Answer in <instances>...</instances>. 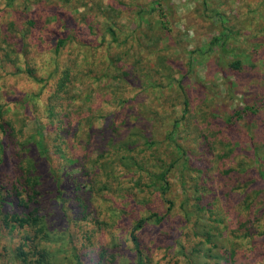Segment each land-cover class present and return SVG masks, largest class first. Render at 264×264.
<instances>
[{
  "label": "rangeland",
  "instance_id": "374dc122",
  "mask_svg": "<svg viewBox=\"0 0 264 264\" xmlns=\"http://www.w3.org/2000/svg\"><path fill=\"white\" fill-rule=\"evenodd\" d=\"M263 1L0 0V123L6 131L0 132V264H38L24 237H35L44 221L46 231L59 236L48 245L36 235L49 264H76L74 255L82 264H136L137 256L139 264H264V161L258 166L252 160L245 140L230 154L229 145L225 150L218 143L222 117L245 105L254 111L250 132L264 133ZM212 11L222 13L231 30L227 48L233 51L223 56L224 65L217 48L207 47L224 25ZM159 12L162 26L155 22ZM53 34L65 38L57 53ZM231 54L253 67L229 68ZM56 64L60 70L51 72ZM25 67L36 80L25 76ZM63 67L77 78L66 80ZM58 89L73 95L66 102L70 128L61 132L57 123L47 124L46 113L50 94L60 97ZM183 97L188 110L182 113ZM36 115L46 125L43 155L31 142ZM85 116L95 121L78 119ZM174 122L176 130L166 138ZM241 123L231 130L234 138L244 130ZM88 128L96 134L87 141ZM143 137L155 141L158 155L144 150ZM63 144L73 164L56 150ZM123 147L133 149L125 153ZM134 152V160L123 158ZM20 161L37 165L32 175L40 183L28 209H37L40 223L10 230L5 221L21 211L12 188ZM132 161L143 162L147 172ZM170 162L162 194L154 175ZM238 162L244 172L235 170ZM51 169L60 170V201ZM78 181L89 186L76 191ZM92 185L99 187L95 194L86 192Z\"/></svg>",
  "mask_w": 264,
  "mask_h": 264
},
{
  "label": "trees",
  "instance_id": "16d2710c",
  "mask_svg": "<svg viewBox=\"0 0 264 264\" xmlns=\"http://www.w3.org/2000/svg\"><path fill=\"white\" fill-rule=\"evenodd\" d=\"M255 6H256L255 9H258L257 5H255ZM212 12L219 16L220 21H222L221 24H224V25L221 26V31L218 33V35H216V36H214V37H212L210 39V41L207 44V47H209V48L216 47L217 48L218 53H219L218 54L219 55L218 64L219 65H224L225 64V60L223 58L227 54H229V53H231L233 51L232 48H227V39H228L229 35L231 34V30H230V27H227L225 25L227 20L224 18V15L222 13H220L219 11H212ZM139 14H142V11ZM163 17H164V15L161 12H159V19L155 20V22L157 23L158 26L159 25L160 26L163 25V21H162ZM259 17L260 16H258V18ZM139 18L143 19L141 16ZM27 24L32 25V21H28ZM87 27H89V26H87ZM107 31H105V32H107ZM108 33L111 35V38L115 41L116 38L114 37V32H112V29L109 28ZM259 33H261V32L259 31ZM53 35H54V38H55V45H54L53 48H54V52L57 53V52H59L60 45L64 42L63 40H65V38H60L58 35L56 36L55 34H53ZM256 38L260 39L261 37H256ZM77 43H78L79 46H84L85 45V43L82 44L81 40H78ZM258 43H260V41H258ZM261 43H263V41H261ZM230 58H231L230 61H228V62L226 61V62L228 63L229 68H231L233 70L239 71L241 69V67H244V66L245 67H249V68L253 67V65L251 64V62L249 60H247V62L246 61L243 62L242 59H240L236 55L234 56L233 54H231ZM115 60L119 61V59L117 57H115ZM260 62L263 63L262 60H260ZM56 68L60 70V66L56 64L55 67L53 69H51L50 71L53 72ZM64 68L65 67H63L62 71H64V73H63L64 78L67 77L66 80L72 82L74 80V77L77 78L76 75L71 74L69 72V70H66ZM23 73L25 74V76L28 79L36 80V78H37L36 74L34 73V71L32 69L27 68V67H25ZM37 80L40 81V79H37ZM58 84H59V86L61 88L62 84L60 85V82ZM96 89L98 90L97 86H96ZM58 90L60 91V97H62V98H60L57 95L56 91L53 92L52 94H50L51 95L50 96V105L47 107L46 113H47V118H48L47 124H49V126L51 127L54 123H57V126L60 127V132H61L63 130L66 131L65 128H70V121L67 120L66 118L69 117L71 109L69 110L68 103H66V102H68L70 100V97L71 96L73 97V95L68 96V91L61 90V89H58ZM93 93L94 92L92 91V94ZM90 95H91V90L88 93H85L83 98L90 97ZM35 98H38V100H41L42 97H35ZM60 99L64 100V102H65L64 106L59 103ZM251 106L252 105H245L241 109H236V110L233 109V111L228 113L225 116V118L222 117V119H221L222 121L221 122H222V125H223V128H224V134H223V138L219 139L218 143H220L223 146L224 149H225V146L229 145L230 146V150H227V154H230L233 151L238 150L239 147L237 145H238L239 140H241V139L243 141L245 140V142L247 143V146L250 149L252 160L253 161H257V165L261 166V165H263V161H264V157H262L263 154H264V151L263 150L259 151V148H260L259 144H261V143L264 144V133H263V135H258V133L250 132L249 117H250V115L254 114V111L252 110ZM186 110H188V101H187V99L185 97H183L182 98L181 111L183 113V112H186ZM244 118H246L245 125H244V122L241 123V121H243ZM78 119L80 121H85V123L87 125H89V123L91 124V121H95V118L93 116H91V117L89 116L88 118L85 116L82 119H80V118H78ZM34 122L36 123L35 125H36V129L38 131H37V133L35 135L31 136V140H32L31 142L35 146V148L39 151V153H41L43 155L44 151L46 152L47 149H48L46 147V144L43 143V136H42V131H44L43 129L45 128L46 125L39 121V118L37 117V115L34 118ZM239 123L242 124V126L244 127V130L242 131V133L239 134V136H240L239 138H234L231 135V130H232V128H235L236 126H239L238 125ZM6 124L8 125V123H6ZM4 128H5V125H3V122H1L0 123V132L1 133H5L6 132ZM171 128H172V130L167 131V134L165 135L166 138H170L169 136H172V134L176 130V122H174V124L171 125ZM222 131H223V129H222ZM84 134L86 136V140L88 141V140L91 139L92 135L96 134V131H92V128H88L84 132ZM143 138H144L145 143H146V148L144 150L148 151L149 148H151V150H152L151 153L156 151V149L154 147L155 141L151 137H143ZM164 139H165V137H164ZM119 144L122 146L121 142ZM174 144H175L174 145L175 150L180 153V156H184V155H181L184 152V149L180 145H178L176 143H174ZM62 147L68 153V151L66 150L65 144H63ZM70 147L74 148L73 143H72V145ZM2 148L3 147H0V150H2ZM56 148H57L56 150L61 155H63L65 157V158H62L65 163H67L69 165V164H73L74 162H76V159H75V157L73 155H71L69 153L67 155L63 151V149L60 148V147H56ZM123 148L122 149H123V151H125V153H131V151L133 149V148H130V147H128V148L123 147ZM261 148L264 149V145ZM52 153H54V151H52ZM151 153H148V155H146V157H151L152 156ZM202 153L204 154V151H202ZM154 154H155V152H154ZM227 154H224V155L226 156ZM134 155H137V153L134 152V154L130 155L131 157L124 156L123 158L126 159V160H134ZM156 155H158L157 151H156L155 156ZM154 161L159 162V163L162 162V160H157L156 157H154ZM20 162H16L17 167H15V169H13V174L16 176V179H17L16 181L17 182H15V186H13L12 188L14 189V194H15L14 195V197H15L14 206L16 208L20 207L21 211H20V215L17 214L16 212H14L10 216V220H6L5 221L7 224H10V228H9L10 230L11 229H21V228H25V229L26 228H30V229L32 228L33 229L34 227L37 226V223L39 222V219L36 217L37 209L36 208L35 209L30 208V210L28 209V202L34 200L35 196L37 195V193H36L37 190L35 189V186L38 183H40V180H39L40 176L35 177L34 175H32L33 171L37 172V168H36L37 165L33 161L32 162L28 161V163L26 161H23V162H21V164H20ZM172 164H173V162L168 163V165L166 166L165 169L159 170L158 173L154 175L155 180H157L158 182L162 183V185L161 184L159 185L160 192L162 194L165 193V191H166L165 189H167V185H166L167 183L165 181L166 180V173L172 167ZM24 165H25V167H23ZM74 165H73V167H74ZM132 165L137 170H141V171L147 172V170L143 167V162L132 161ZM186 165H187V162L183 161V163L181 164L182 169H184L186 167ZM151 166H155V164H153ZM237 166H238V168L235 169V170L239 171L240 173L244 172L246 170V168L244 166L240 165V162L237 163ZM72 170L75 171V170H77V168L74 167ZM79 170L80 171H85L84 167H80ZM231 170H233V169L230 168L229 171H231ZM64 171L65 170H63V174H64ZM50 172L52 173V177L54 178L53 184L55 185L56 190L58 189L57 192H56L57 195L55 196V199L60 201V200H62L60 198V196L62 195V189L60 188V182L58 181L59 178H60V170L58 171V169H57L56 171H53L51 169ZM257 172H258V175L261 177L262 176V172L259 171V170H257ZM65 174L68 175V172L65 171ZM19 177H21L20 180H18ZM77 185H78V187L74 189L76 191L80 190V189H83L86 186H89V183L78 181ZM93 189H94V194H95L96 190H98L99 187H95V186L92 185L91 187H89V189H87L86 192H88V190H89V194H92L91 191ZM64 202H62V204ZM59 208L64 210L60 206V204H59ZM200 210H202V207H201ZM61 213L65 214V212H62V211H61ZM158 219L159 218H157V221H158ZM214 220H215V218L212 219L211 221L214 222ZM143 221H144V219H141L140 221L136 222L133 228H139L140 225L142 223H144ZM216 222H218V221H216ZM41 225L37 229H34L35 237H33V236L32 237L25 236L24 240L27 243V246H28L29 250L32 251V253L37 256L38 264H49V260L45 259V256L46 257L49 256L48 252L45 249H43V248H38V244L35 243L36 235L41 234L42 237L40 236V239L42 238L43 242L47 243L48 245H51L54 242H56L57 239L59 238V236H57L56 230H53V231H50V232L46 231L47 228H46L45 221ZM83 237L85 238V240L87 241V243L89 245L90 244L89 237L87 235H85V234L83 235ZM205 239L208 240L209 236H206ZM74 246L76 247V245H74ZM137 249H138V246H137V243H136L135 244V250H136V252L138 254L139 251H137ZM25 255L26 254H25L24 251H19L20 258L26 257ZM74 258H75L76 264H82L80 262V260H79V256L78 255H74ZM23 261H24V259H23ZM136 261H137L136 264H139V262L141 261L140 258H138V256H137Z\"/></svg>",
  "mask_w": 264,
  "mask_h": 264
}]
</instances>
